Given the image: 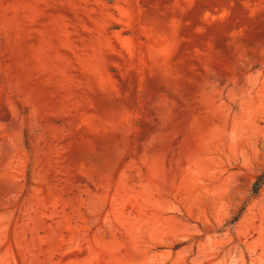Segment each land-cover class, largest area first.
<instances>
[{
    "label": "rangeland",
    "instance_id": "obj_1",
    "mask_svg": "<svg viewBox=\"0 0 264 264\" xmlns=\"http://www.w3.org/2000/svg\"><path fill=\"white\" fill-rule=\"evenodd\" d=\"M263 170L264 0H0V264H264Z\"/></svg>",
    "mask_w": 264,
    "mask_h": 264
},
{
    "label": "trees",
    "instance_id": "obj_2",
    "mask_svg": "<svg viewBox=\"0 0 264 264\" xmlns=\"http://www.w3.org/2000/svg\"><path fill=\"white\" fill-rule=\"evenodd\" d=\"M264 187V170L261 172V174L256 178L254 181L252 187H251V197L256 198L259 193L261 192L262 188ZM245 208L243 207L240 209L239 213L237 216L234 217L232 223H235L239 220L240 216L242 215L243 211Z\"/></svg>",
    "mask_w": 264,
    "mask_h": 264
},
{
    "label": "bare ground",
    "instance_id": "obj_3",
    "mask_svg": "<svg viewBox=\"0 0 264 264\" xmlns=\"http://www.w3.org/2000/svg\"><path fill=\"white\" fill-rule=\"evenodd\" d=\"M164 173V172H163ZM165 175V174H164ZM166 176V175H165ZM160 182H162V181H160ZM166 184V183H165ZM162 185V184H161ZM158 189V188H157ZM164 189V188H163ZM160 190V189H159ZM159 190H157V191H159ZM161 192V191H160ZM148 194L149 195H152V194H156L155 192H154V190L153 189H149L148 190ZM159 194V193H158ZM161 194V193H160ZM153 196V195H152ZM152 198V197H151ZM155 205H157V204H155ZM154 208V207H153Z\"/></svg>",
    "mask_w": 264,
    "mask_h": 264
}]
</instances>
